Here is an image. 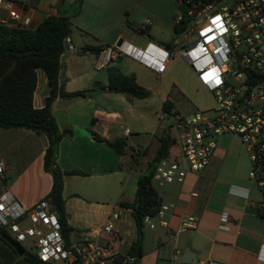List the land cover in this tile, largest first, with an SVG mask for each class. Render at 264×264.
Masks as SVG:
<instances>
[{
    "label": "crops",
    "instance_id": "crops-1",
    "mask_svg": "<svg viewBox=\"0 0 264 264\" xmlns=\"http://www.w3.org/2000/svg\"><path fill=\"white\" fill-rule=\"evenodd\" d=\"M7 1L16 4V10H25V15L30 20L27 29L30 30L36 29L49 16H61L68 20L70 34L65 43L67 50H64L59 59L58 84L65 93L83 92L84 97L63 99L57 96L51 106V114L59 132L71 131L58 144L56 164L62 172L75 171L82 174L63 176L62 198L70 228L68 239L77 240L88 233L98 234L115 208H122L119 220L114 223L119 239L112 245L119 255L128 256L130 245L136 239V229L131 211L121 204L134 201L138 176L152 163L159 138L167 133L169 135V132L165 128L156 129L142 146L132 147L130 139L136 138L134 135L138 131H132L128 127L129 112L107 111L98 107V104H92L90 112H70L69 103L73 100L86 99L89 103L98 96L112 100L121 95L106 92L88 97V93L107 86V74L100 77L99 73L116 66L125 57L103 64L102 52L96 57L90 54L80 55L78 51L84 46L99 47L103 51L115 45L119 39L141 48L146 40L138 33V29L148 19L151 20L147 30L149 39L168 45L163 42L164 35L159 26L172 27L173 31L176 18L172 17L174 2L137 0L129 13L126 7L122 8L121 15L124 12L125 17L119 19L108 9V0L96 1L95 8L104 6L107 18L96 27L94 33L71 23L81 15L86 0L79 1V12L75 16H69L68 10L63 11L61 8L63 3L70 2L71 5L74 0ZM136 12L143 14L144 18L130 27L128 20ZM6 17V12L0 9V20ZM7 26L14 27L11 23ZM85 59L89 61L87 63H91L90 59H93V71L86 67ZM120 72L130 75L121 69ZM36 79L32 106L34 109H41L50 89L42 71H36ZM165 100L171 102L165 97L162 103ZM59 107L62 112H55ZM91 134L110 143L123 141L122 155L117 154L107 143L96 141ZM47 144L44 134L23 129H0V163L3 166L0 195L7 189L25 209H30L47 198L52 186L50 175L43 171V156ZM239 146L243 151L240 144ZM220 152L217 148L207 168L199 174L188 175L183 183L153 187L161 204L173 207L166 218L169 233L160 225L154 231L143 229L142 257L138 258L140 264H182L180 260L186 249L193 254L196 264L206 261L218 264H264V217L258 213L261 197L247 180L249 163L237 152ZM222 212L228 213L230 217L228 232L218 229ZM146 231L150 232L149 246L146 245ZM99 240L106 241L103 237H99ZM22 257L13 254L0 242V264H19V261L28 264Z\"/></svg>",
    "mask_w": 264,
    "mask_h": 264
},
{
    "label": "built area",
    "instance_id": "built-area-1",
    "mask_svg": "<svg viewBox=\"0 0 264 264\" xmlns=\"http://www.w3.org/2000/svg\"><path fill=\"white\" fill-rule=\"evenodd\" d=\"M176 1L181 10L174 20L179 39L166 46L151 41L147 35L151 25L148 19L138 29L146 40L143 47L122 39L119 46L117 41L102 51L101 62L129 58L159 77L173 56H181L198 84L213 96L215 107L211 114L188 117L170 110L177 136L170 137L167 156L153 165L152 186L181 184L188 175L203 172L217 149V139L232 136L247 156V180L261 197L258 213L264 217V0ZM15 6L0 0V9L7 14L0 26L11 23L27 28L30 20L25 10H16ZM2 167L0 163V174ZM172 208L161 204L154 216L143 217V229L154 231L160 225L169 233L166 218ZM122 211L116 207L98 234L66 240L47 198L25 209L5 189L0 195V228L43 264H140L135 256L119 255L112 245L119 239L114 223ZM229 221L228 213L222 212L218 229L228 232ZM99 237L106 241L101 242Z\"/></svg>",
    "mask_w": 264,
    "mask_h": 264
},
{
    "label": "trees",
    "instance_id": "trees-1",
    "mask_svg": "<svg viewBox=\"0 0 264 264\" xmlns=\"http://www.w3.org/2000/svg\"><path fill=\"white\" fill-rule=\"evenodd\" d=\"M173 32H179L174 25ZM70 34L68 20L61 16H49L40 25L30 30L20 27L0 26V129H23L37 134H44L47 138V148L43 156V171L50 175L52 186L47 195L51 208L56 212L62 235L67 240L70 228L62 198L63 176L82 175L79 172H62L56 164L58 144L61 139L70 135V130L59 132L51 114V106L57 96L63 99L84 97L83 92L65 93L58 84L59 59L64 53L65 39ZM102 48L84 46L79 49L80 55L90 54L98 56ZM42 71L48 81L50 93L41 109H34L32 96L36 87V71ZM107 86L99 91L88 93L90 96L101 93H121L136 99H147L150 92L138 85L134 75H124L118 69L110 67L106 70ZM173 104L165 100L161 105L163 113L169 115ZM96 141L107 143L117 154L122 155L124 142L113 143L104 141L96 134H91ZM172 143L168 133L159 138V145L152 163L164 158L168 154ZM122 207L129 209L136 229V239L130 245L129 256L142 257L143 227L145 216H154L161 205V200L151 184L150 175L140 174L136 182V191L132 203H123ZM6 232L0 228V235ZM3 243L13 254L15 251ZM22 259L28 264H43L31 254H25ZM115 264H120L116 262Z\"/></svg>",
    "mask_w": 264,
    "mask_h": 264
},
{
    "label": "rangeland",
    "instance_id": "rangeland-1",
    "mask_svg": "<svg viewBox=\"0 0 264 264\" xmlns=\"http://www.w3.org/2000/svg\"><path fill=\"white\" fill-rule=\"evenodd\" d=\"M79 1L80 0H74L71 5L70 2L69 4H67V2L63 3L61 8L63 11L68 10L69 16H75L79 12ZM96 1L99 2L101 0H86L81 10V15L78 19H75V21H71L72 25L85 27L89 31L95 33L96 27L103 23L107 18L106 15H104L106 12V8L104 6H98V8H95V3H97ZM136 1L137 0H108V9L112 11L113 15H116L117 18H124V12L121 15L122 8L126 7V11L129 13L132 10V5L135 4ZM173 2L174 13L172 17H175L181 10L179 4L174 0ZM136 13L137 14L133 16L132 19L128 20L130 27H133L134 24L144 18V15L140 12ZM159 28L161 33L164 35L163 42L165 44L169 45L175 39L180 38L179 35L177 36L172 31V27L167 28L165 25H160ZM87 61L88 60L85 59L84 64L87 68H89V70H92L93 59H90L91 63H87ZM113 68H116L119 71L121 69L126 74L134 73V77L137 79L138 84L150 92V97L140 100L118 93L121 95H118L116 99L112 100L102 98L101 96H98L97 99L93 98V101H90L89 103L86 99L79 101L73 100L69 103V111L90 112L92 111V104H98V107H102L107 111L129 112L127 114V119L129 121L128 127L132 131H138V134L134 135L137 136V139L135 137H133L135 138L134 140H132L133 138L130 139L129 144L132 147H136L137 145L142 146L143 142L149 138L151 133L156 129L161 130L165 128L168 130L170 137L177 136L172 117L161 111L162 99L165 97H168L172 102L173 109L177 110L180 115L185 117L203 112L211 114V111L215 107L213 96L198 84L190 68L187 66L184 59L179 55L174 56L170 60L165 72L160 77H156L155 75L142 69L136 63L127 58H123L118 61L116 66H113ZM105 73V71H101L99 76L102 77ZM88 97H90V95H88ZM60 107L55 112H62ZM238 143L240 144V142L232 136L219 137L217 139V148L220 149L221 152H237L238 155L247 162V156L244 150L241 151ZM8 235L11 237L10 234ZM145 236L146 245L149 246L150 232L146 231ZM25 246L29 249L27 244H25ZM26 253L30 254L29 250ZM19 262V264H23L22 261Z\"/></svg>",
    "mask_w": 264,
    "mask_h": 264
},
{
    "label": "water",
    "instance_id": "water-1",
    "mask_svg": "<svg viewBox=\"0 0 264 264\" xmlns=\"http://www.w3.org/2000/svg\"><path fill=\"white\" fill-rule=\"evenodd\" d=\"M121 42H122V39H119L116 46H119L121 44ZM64 50L65 51L67 50L66 44L64 45ZM152 169H153V165H151L142 175L148 177L150 175ZM0 239L4 243H6L9 247H11L18 256H24L26 254L25 250L19 244L14 242L7 235L1 234ZM180 263H182V264H196V260L193 256V254L188 249H186V250H184V252L182 254V258L180 260Z\"/></svg>",
    "mask_w": 264,
    "mask_h": 264
}]
</instances>
